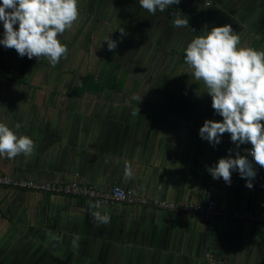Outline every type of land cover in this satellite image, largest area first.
I'll return each instance as SVG.
<instances>
[{
    "label": "crops",
    "instance_id": "obj_1",
    "mask_svg": "<svg viewBox=\"0 0 264 264\" xmlns=\"http://www.w3.org/2000/svg\"><path fill=\"white\" fill-rule=\"evenodd\" d=\"M90 1L91 17L100 10L104 39L117 43L109 51L106 42L102 63L111 61L125 85H105L96 94L82 88L76 95V79L34 84L31 67L20 70L28 57L14 68L0 45V122L35 143L30 155L0 156V170L60 184L77 174L92 189L119 187L177 205L214 201L219 212L259 213L264 194L256 176L249 189L238 171L230 185L207 171L220 158L247 155L252 145L237 147L229 133L216 145L199 136L205 120L223 118L185 63V49L193 38L229 24L239 46L264 50V0H180L155 15L139 0ZM178 14L188 28L173 26ZM140 47L142 60L153 64L142 81L140 70L127 66ZM129 76L135 77L131 84ZM96 211L110 222L98 223ZM208 253L215 262L205 260ZM0 264H264V223L123 203L94 209L84 199L0 188Z\"/></svg>",
    "mask_w": 264,
    "mask_h": 264
},
{
    "label": "clouds",
    "instance_id": "obj_2",
    "mask_svg": "<svg viewBox=\"0 0 264 264\" xmlns=\"http://www.w3.org/2000/svg\"><path fill=\"white\" fill-rule=\"evenodd\" d=\"M180 0H139L140 6L153 15ZM79 17L78 0H0V22L4 33L0 45L15 49L20 57L39 59L46 57L55 67L68 54L67 45L58 39L73 27ZM18 25L17 28H14ZM173 26L188 28V19L180 14L173 19ZM122 34L124 29L119 30ZM109 51L117 47L108 37ZM240 36L231 25L213 27L203 36L195 37L185 49V63L192 69L196 81H203L212 97V108L222 121L205 120L199 136L210 144L221 142L229 133L231 141L239 145L251 143L248 152L253 160L264 167V50L242 47ZM140 102L142 97L133 96ZM16 129L20 124L15 125ZM34 141L25 135L17 136L8 125L0 122V156L15 158L30 155ZM231 151V150H229ZM248 155L236 153L220 158L207 171L213 179L230 185L232 172L238 171L246 179V187L253 188L256 171ZM131 165L126 164L125 176H132ZM98 223L110 222L108 214L92 213Z\"/></svg>",
    "mask_w": 264,
    "mask_h": 264
},
{
    "label": "rangeland",
    "instance_id": "obj_3",
    "mask_svg": "<svg viewBox=\"0 0 264 264\" xmlns=\"http://www.w3.org/2000/svg\"><path fill=\"white\" fill-rule=\"evenodd\" d=\"M91 9L92 5L90 0H78L79 17L77 21L74 22L73 27L70 30H66L62 35L58 36V39L61 41V43L67 45V57L62 58L55 67H53L49 63V60L46 57L42 56L39 59L33 57L30 63V69L34 72L32 74H35L31 79L32 83L47 86L55 84L52 81L56 79H76L77 82H73V84H79L78 82L81 81L87 74H97L98 71L101 70L100 68L103 66L102 56L104 54L103 52L106 44V41L104 39L106 28L104 27V24L100 26V10L98 11V13L95 12L94 16L91 17ZM92 19L94 22L92 21ZM17 27L18 25L14 26V28ZM3 33V23L0 22V39L3 38ZM5 49V55L7 56V58L9 56L11 66H13L14 68L15 66H17L18 68L25 56L20 57L15 49ZM141 49L142 48L140 47L136 50L138 55L135 56L134 61L130 60L127 63V66L131 69H134L135 71H138L139 69V73L141 74L137 75V79H141L142 81L144 78H148L147 76L143 75L149 72L148 70H150L151 67L153 68V64L146 60H142L141 56L144 55L142 53L144 50L141 51ZM115 61L117 62L118 60L116 59ZM56 70H61V75L63 76H51V74H54ZM69 72H72L71 76L69 75ZM43 74L48 75L45 80H43ZM13 75L15 76V74ZM17 77L15 76L12 79L15 80L17 79ZM97 77L99 76L94 75L93 82H96V80L98 79ZM133 81H135V77L129 76L126 78L127 84H131ZM64 83L65 82H61L60 84ZM121 85L123 86L125 85V83L118 84V86Z\"/></svg>",
    "mask_w": 264,
    "mask_h": 264
},
{
    "label": "built area",
    "instance_id": "obj_4",
    "mask_svg": "<svg viewBox=\"0 0 264 264\" xmlns=\"http://www.w3.org/2000/svg\"><path fill=\"white\" fill-rule=\"evenodd\" d=\"M251 150L247 148L248 152ZM249 160L252 161L253 167L256 171V178L259 183V188L264 194V179L260 174V168L253 158L248 155ZM64 184L56 182H40L34 180H22L16 179L0 170V188H7L17 191L30 192L34 194H50L55 196L70 197L73 199H84L91 203L94 209H100L101 207L112 203H123L132 206L142 207H155L165 210H178L188 213H196L201 215L205 219H209L211 216H228L238 220H249L264 223V206L257 214L248 212H219L217 210L216 203L209 201L206 204H173L165 201H159L143 196H137L131 190L122 189L119 187H113L109 190H97L88 188L80 184L76 178ZM205 260L213 263L215 258L211 254L205 255ZM220 262V261H218Z\"/></svg>",
    "mask_w": 264,
    "mask_h": 264
},
{
    "label": "trees",
    "instance_id": "obj_5",
    "mask_svg": "<svg viewBox=\"0 0 264 264\" xmlns=\"http://www.w3.org/2000/svg\"><path fill=\"white\" fill-rule=\"evenodd\" d=\"M256 47V46H255ZM30 63H31V59H26V61L23 63V65L20 67V70H27L30 67ZM101 70L98 71L97 74H93L91 73V75H86L84 76V78L79 81V86L78 88L75 90V94L76 95H82L83 94V90L87 89L88 93H93L96 94L100 91H102V87L105 85H110V86H115L117 87L119 82L116 80V76L114 75V69L115 66L111 63V61H105L103 63V66L100 68ZM94 75H98L99 77H97L98 79L96 80V82H93V78ZM90 79V82H89ZM89 82V83H88ZM93 87V91L90 90V88ZM24 192V191H22ZM34 194V193H32ZM38 195V194H35ZM50 195V194H47Z\"/></svg>",
    "mask_w": 264,
    "mask_h": 264
}]
</instances>
